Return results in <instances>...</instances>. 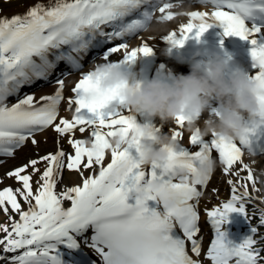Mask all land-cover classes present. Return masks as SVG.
<instances>
[{"label":"snow or ice","instance_id":"6c2138e0","mask_svg":"<svg viewBox=\"0 0 264 264\" xmlns=\"http://www.w3.org/2000/svg\"><path fill=\"white\" fill-rule=\"evenodd\" d=\"M197 2L213 10L185 13L189 22L162 39L172 47H183L189 39L201 38L219 23L225 36L248 41L252 46L253 67L257 69L248 79L255 84L260 112L249 118L238 140L230 142L215 135L201 138L190 133V147L180 142L184 131L178 129L185 128L186 117H178L170 129L175 149L169 150L166 162L151 167L142 163L140 138L120 148L110 143V138L118 133L127 137L138 126L141 113L124 105L117 88L104 87L107 73L100 69L122 68L135 64L141 56H152L154 48L147 42L129 50L130 44L124 38H141L137 34L152 23L157 12L161 14L159 17L171 21L175 13L166 10L173 3L55 0L48 6L35 3L24 14L0 17V156L14 157L29 141L37 145L36 135L48 128L58 134L55 153L37 155L6 173L19 186L0 190V209L6 215L11 209L19 215V220L10 216V226L0 225V231L5 234L0 238V246H3L0 261L6 264H63L60 246L77 249L80 247L77 237L91 229L90 246L103 264H201L198 259L201 241L196 238L201 231L198 204L202 196L200 189L206 187L213 173L207 179L181 183L175 175L176 170L184 168L190 176L194 175L205 162L215 160L217 163L213 158L215 152L223 165L224 175L239 176L240 171L247 170L248 175L242 179L252 182L253 190L258 191L253 170L242 157L245 149L253 154L264 153V22H258L264 21V0ZM115 40L122 42L113 44ZM90 49L98 50L97 55L105 62L83 72L80 54ZM121 53L119 60H110L114 54ZM61 62L73 71H80L81 78L71 88L73 95L64 96V77L69 74L65 71L56 75L54 83L58 87L54 94L37 99L34 93H21L25 85L48 80ZM10 97H15V102L6 103ZM65 100L68 110L74 113L71 119L59 115V106ZM146 124L155 132L163 133V123L159 126ZM77 130L81 134L88 131L89 138H69L68 144L75 151L74 154L66 153L59 146L60 140L65 135L74 136ZM107 154L111 160L105 165ZM42 163L46 167L35 181L38 187L34 191L33 177L40 172ZM237 164L240 169L233 171ZM96 166H99L98 174H95ZM87 169H93V173L84 177L83 171ZM63 170L78 172L82 186H63L57 192ZM157 179L165 187L159 194H153L147 184ZM227 183L232 186L230 199L207 211L215 237L207 249L206 259L211 264H232L233 261L234 264H260L264 256H261V249L254 247L257 243L253 238L257 232L255 227L242 243L234 244L227 239L223 226L229 223L230 214L236 212L248 220L245 201L250 199L247 184L241 185L243 191H240L232 179ZM18 197L27 205L26 210ZM65 201L70 202V207H64ZM149 201L157 205L162 203L164 210L150 207ZM261 213L264 224V209ZM189 245L197 259L189 254ZM18 252L20 254H15ZM7 253L14 255L8 257Z\"/></svg>","mask_w":264,"mask_h":264},{"label":"clouds","instance_id":"9594fccd","mask_svg":"<svg viewBox=\"0 0 264 264\" xmlns=\"http://www.w3.org/2000/svg\"><path fill=\"white\" fill-rule=\"evenodd\" d=\"M183 0L170 4V12L181 8ZM175 17L184 15V11L173 12ZM167 17H156V22L165 24ZM152 24V23H151ZM151 24L145 30H151ZM186 43V42H185ZM199 55V53H197ZM195 59V58H194ZM229 61L217 55L214 59L201 64H191L189 74L161 73L154 78L135 83L132 73L121 68L102 67L107 73L105 88H117L119 98L124 105L136 113H146L148 118H159L162 123H175L180 116L186 117V131L198 137L215 135L228 141L238 140L247 128L249 118L260 112L255 95V84L242 71L229 74ZM207 113V117L201 118ZM141 139V160L145 166L162 164L169 158V150L175 149L176 142L166 133H157L147 125L139 123L128 134L123 133L110 138L113 147L120 148L133 140ZM217 166L215 160L205 162L194 175L184 168H178L175 175L181 183L207 179ZM160 180H150L147 188L153 194L164 190ZM162 258V257H161Z\"/></svg>","mask_w":264,"mask_h":264},{"label":"bare ground","instance_id":"6f19581e","mask_svg":"<svg viewBox=\"0 0 264 264\" xmlns=\"http://www.w3.org/2000/svg\"><path fill=\"white\" fill-rule=\"evenodd\" d=\"M0 2H7L4 5L0 6V17H8L11 18L14 15L17 14H24L28 8L35 3H43L45 6L49 5V3H54L55 0H0ZM178 0H160V4L163 3H173L176 4ZM195 10H208L211 11L213 10L211 6L204 8L200 3L197 2V0H185L182 3L181 8H174L171 11L173 12H179V11H184L185 13L195 11ZM169 11V10H166ZM158 14L153 18L152 24H151V30H147L144 33L139 34L138 36L141 38L134 37L132 39H129L127 42L130 44V49L131 48H136L141 46L142 42H147L150 46L154 48V54L157 52L163 50L164 48V40L162 39L163 36L168 35L171 31L177 30L180 28L182 24L188 23L189 22V17L187 15H181L174 17L171 21H168L165 24H159L156 22V17H159L161 14L157 12ZM121 54H114L112 57H110V60L112 61H117L121 58ZM147 57H140L135 64H132L134 67H137V65L140 63V61L146 59ZM105 61L102 59V57H99L98 55L91 58L88 63L83 65L81 71L87 72L91 70L95 65L103 64ZM172 65H170L171 67ZM173 67V66H172ZM172 71V70H171ZM69 74L64 77L65 79V88H64V96L67 98L68 96L73 95L71 92V88L74 87L75 83L78 82V80L81 78L80 77V71H67ZM56 79V76L47 82L44 83H39L30 88L29 90H26L22 92L32 94L34 93L36 98L39 99L41 96L44 95H50L54 94L56 91L58 85H55L54 81ZM15 102V99L9 103ZM74 107V106H73ZM62 110L60 111L59 115L60 118H69L73 116V111L68 110V105L66 103V100L63 101L61 105ZM207 113L204 114V117L201 118V123L203 118L207 117ZM141 114L138 115V123L142 124V119H141ZM59 122V119L57 120V123ZM162 123V122H161ZM170 123V122H169ZM169 123H163L164 125V130L166 126ZM175 126V123H172L171 129ZM184 131V137L180 141L183 146H188L190 147V132L186 131V126L184 129H178ZM168 134L171 136L172 132L169 131ZM57 133L52 129L48 128L45 131H42L38 133L35 137V139L38 141L37 145H33L30 141L27 142L26 146L18 149L14 155V157H7V156H1L0 161H3L0 163V178H3V183H0V190H2L4 187L11 186L13 189L18 187L19 185L15 181L14 178H8L6 176V173L9 172L10 170L15 169L16 167H19L25 163L28 162L29 159L31 158H36L37 155L43 156L47 153H55L57 151L58 145H57ZM69 138H75V139H88L89 138V132L85 131L83 134H81L78 130L75 132L74 136L72 134L65 135L61 140H60V147H62L65 152L69 150V144H68V139ZM207 138V137H206ZM191 150H196L195 148H192ZM213 158L217 160V166L211 176V179L208 181L206 187L201 188L202 196L199 200L198 204V209L202 210L204 213L214 208H216V202L220 201L222 202L221 198L222 197V192L227 189L229 184L227 183L228 175H224L222 172L223 165H221L218 162V155L216 153H213ZM245 163H248L250 167H257L260 170L264 172V153H250L247 149L244 150V156L242 157ZM111 160L110 154L106 155L105 158V165L109 163ZM40 172L36 173L33 177V189L34 191L37 189L38 185L35 183L36 180L39 179L40 175L44 171L46 165L45 164H40ZM241 166L239 164L235 165L234 168H240ZM29 172L32 171L31 168L28 169ZM98 170L95 172V174H98ZM91 173V172H90ZM93 173V172H92ZM78 175V174H77ZM76 173L74 171H62V176L59 179L57 183V189L56 191L59 192L63 186H75V185H80L82 186V178L81 176L77 177ZM84 177H88L85 174L83 175ZM178 182V180L176 181ZM215 182V188H216V193L211 194L208 193V188L211 186V184ZM237 188L240 189L239 186ZM241 190V189H240ZM256 195L259 196L258 193H255ZM18 199L21 201L22 198ZM134 202V201H131ZM149 206L150 207H156L159 211H163V204L157 205L155 201H149ZM210 205V206H209ZM25 210L27 208V205L24 204L22 205ZM209 206V207H208ZM64 207H70V202L65 201L64 202ZM15 220H19V215L17 214V218ZM237 221L235 213L230 214L229 216V225H232V227L235 225ZM210 220L207 218H203L201 222L199 223V227H201L204 230V235H203V243H202V252L201 254H204L206 257V252L207 249L210 247L211 241L215 237V231H211L210 229ZM225 230V229H224ZM227 239L229 237H233L234 234H232V231H227ZM177 233H180V229L177 228ZM5 235V234H4ZM3 235V236H4ZM91 235H93V232L91 229L84 234L82 237H77V239L80 241V247L77 249H70L66 245H61L59 248L61 258L63 260V264H102V258L99 257L98 261L92 258L89 254L86 255V252L83 248L82 240L83 239H89ZM2 236V237H3ZM231 241V240H230ZM23 250H20L22 252ZM20 252L15 253V254H20ZM0 254H3V246H0ZM189 254L193 255L194 259H197V257L194 256L189 250ZM8 257H11L14 255L13 253H7L6 254ZM199 259V258H198ZM201 261V260H200ZM0 264H6V261H0ZM201 264H211L210 261H201Z\"/></svg>","mask_w":264,"mask_h":264},{"label":"rangeland","instance_id":"374dc122","mask_svg":"<svg viewBox=\"0 0 264 264\" xmlns=\"http://www.w3.org/2000/svg\"><path fill=\"white\" fill-rule=\"evenodd\" d=\"M183 1H185V0H183ZM187 1H189V0H187ZM6 3L5 2L4 3L0 2V6L4 5ZM144 32H146V31H144ZM144 32H142V33H144ZM68 148H69V150L67 151V153L74 154L75 150L71 146H69ZM239 169L240 168H234L233 171H238ZM90 170L91 169L84 170L83 173L84 174H88V172ZM252 170H253V178H254V180L256 182L255 183V187H256V189H258V191H254L253 190L252 182L247 181L245 179H242L243 177H246L248 175L247 170L240 171L239 172V176L232 175L230 173L228 175V178L232 179L233 183L236 186H239L242 189L240 191H243V188L241 187V185L247 184V186H248L250 199H247L245 201L248 220L243 214H241L239 212H236L235 215H236V218L238 220L237 222L241 223L240 224V231H242V232L245 231L247 233V235H251V228L255 227L257 229V232L255 234H253V238L257 240V243L254 245V247L261 249L262 250L261 251V256H264V224L261 223V214H262L261 210L264 209V206L262 205V200H261L262 197L264 199V172L262 170H260L259 168H257V167H252ZM66 171L69 172V170H66ZM74 172L76 173V175L78 174L77 177L78 176L80 177V174L78 172H76V171H74ZM214 184H215V182H213L211 184V186L208 188V193H211V194L216 193V188H215L216 186ZM231 187L232 186L229 185L227 187V189L224 190L221 193L222 197H220V198H221L222 202L217 201L216 202V207L222 206V204L224 202H227L230 199ZM255 193H258L259 196L256 195ZM259 197L261 199L258 201L257 199ZM20 202H21L22 205H24L23 200H21ZM0 213L1 214H5L2 209H0ZM4 216L5 217L2 218V220H0V225L7 224V225L10 226V224H11L10 216L13 219L17 218V214L12 212L11 209H9V214H7V215L5 214ZM3 235H4V233L2 231H0V238H2ZM203 235H204V230L201 228V231L198 233L197 237L198 236L203 237ZM85 241H87V242H85ZM82 244H83V248L85 250H87V252H89L93 256V258L95 260L98 261L100 256L94 250V248L90 246L91 240L83 239L82 240ZM199 260H201L202 262L203 261H209V260L206 259L204 254H201V256L199 257ZM261 262H262L261 264H264V260H261Z\"/></svg>","mask_w":264,"mask_h":264}]
</instances>
